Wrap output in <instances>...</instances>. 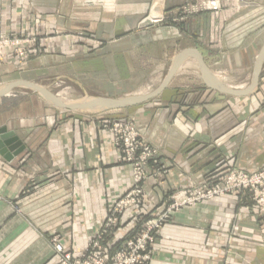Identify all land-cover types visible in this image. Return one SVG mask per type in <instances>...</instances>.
<instances>
[{
	"label": "crops",
	"instance_id": "obj_1",
	"mask_svg": "<svg viewBox=\"0 0 264 264\" xmlns=\"http://www.w3.org/2000/svg\"><path fill=\"white\" fill-rule=\"evenodd\" d=\"M207 1L209 13L177 21L188 0H0V35L37 38L27 67L11 56L0 62V86L45 79L40 86L61 98L54 88L64 84L81 98L142 96L192 52L156 98L130 109L67 112L30 90L0 99V128L26 147L11 162L0 156V264H57L52 237L78 255L101 230L133 178L106 119L133 120L158 152L167 173L145 184L150 212L188 187L264 166V68L258 90L238 98L208 88L197 56L212 77L246 89L264 45V0ZM247 201L234 193L180 209L157 237L152 264H264V212ZM132 218L110 250L135 232Z\"/></svg>",
	"mask_w": 264,
	"mask_h": 264
},
{
	"label": "built area",
	"instance_id": "obj_2",
	"mask_svg": "<svg viewBox=\"0 0 264 264\" xmlns=\"http://www.w3.org/2000/svg\"><path fill=\"white\" fill-rule=\"evenodd\" d=\"M36 43V37L9 38L0 35V60L11 55L24 59L31 53L29 50L35 49ZM103 129L111 133L113 144L121 155V163L130 167L133 183L111 204L101 230L91 236L86 248L78 255L68 252L59 237H52L51 246L57 256V264H152L156 236L169 219L168 216L147 222L142 232L125 241L111 257L101 242L110 232L112 234L123 226L128 214L141 217L143 208L146 209V181L151 176L162 177L167 172L161 165L158 152L146 143L133 120H104ZM234 193L248 196L264 212V166L254 173L230 172L217 185L199 190L186 188L183 196L172 204V209L195 207Z\"/></svg>",
	"mask_w": 264,
	"mask_h": 264
},
{
	"label": "water",
	"instance_id": "obj_3",
	"mask_svg": "<svg viewBox=\"0 0 264 264\" xmlns=\"http://www.w3.org/2000/svg\"><path fill=\"white\" fill-rule=\"evenodd\" d=\"M190 53L192 52L185 51L180 54L176 58L175 65L171 70L167 80L162 84V86H160V88L147 95L132 96L121 99L86 96L76 101L66 102L61 100L50 90L40 85L27 81H17L0 86V99L10 95L11 92L17 88H24L40 96L52 107L67 112L99 116L112 111L130 109L143 105L156 98L163 91L171 76L175 73L179 62ZM197 56L200 60L203 80L211 90L217 91L224 95L238 98L250 96L258 90L260 77L264 68V45L262 46L256 58L251 75V81L246 89H236L228 87L217 78L212 77L200 54H197ZM25 149L26 147L14 132H9L6 127L0 128V156L2 158H4L8 162H11L15 158L19 157L25 151Z\"/></svg>",
	"mask_w": 264,
	"mask_h": 264
},
{
	"label": "rangeland",
	"instance_id": "obj_4",
	"mask_svg": "<svg viewBox=\"0 0 264 264\" xmlns=\"http://www.w3.org/2000/svg\"><path fill=\"white\" fill-rule=\"evenodd\" d=\"M209 9H210V2L209 1H207V0H188V2H186L184 5H182L181 7H179L178 8V11L176 12L177 13V15H178V17H177V19H176V17H175V19L174 20H177V21H180V20H182V21H186V20H188L190 17H193V16H198V15H202V14H207V13H209L210 11H209ZM176 21V22H177ZM32 50V49H31ZM31 50H29V52H31ZM33 56V54H28V56L26 57V58H24V59H20L21 60V62H22V64H23V67H27V65H28V63H29V61H30V59H31V57ZM11 57H14V58H17V59H19L18 57H16V56H12L11 55ZM4 60H6V59H4ZM4 60H2V61H4ZM0 62H1V60H0ZM250 74L252 75V69H251V71H250ZM44 77H42V79H43ZM45 80V79H44ZM44 80H37L38 82H36L37 84H39V85H42V86H45V83H46V85H50L49 84V82L48 81H44ZM33 83H35V82H33ZM42 83H44V85L42 84ZM66 85L64 84V85H61V88L59 87V88H54V91L56 92V93H58V94H61L62 95V98L61 97H59L61 100H63V101H66V102H71V101H76L75 99H79V98H81L82 96H79V95H82V92L80 91V90H78L77 88H72V89H74L72 92H74V94L73 93H71V92H69V91H67V90H65L66 89ZM16 92H27V93H30V91L29 90H27V89H24V88H17L16 89ZM106 114V113H105ZM106 120H110V119H106ZM112 120H127V119H112ZM128 120H131V119H128ZM136 125V124H135ZM147 143V142H146ZM148 144V143H147ZM148 145H150V144H148ZM151 146V145H150ZM152 147V146H151ZM153 148V147H152ZM154 149V148H153ZM156 150V149H155ZM157 151V150H156ZM132 173V172H131ZM161 177H157V178H153L152 176H151V178H149L147 181H146V183L150 180V179H160ZM132 183H133V178H132ZM145 183V184H146ZM212 185V183H205V184H203V186L202 187H197V188H192V187H188V188H191V189H201V188H204V187H209V186H211ZM127 190V189H126ZM126 190H124L123 192H125ZM245 196V199L246 200H248L249 202H251L252 203V200L248 197V196H246V195H244ZM147 197V193H146V189H145V205H146V198ZM178 194H173V195H171V197H170V202H171V204L169 205V206H167L166 207V209H164V211H162V212H160V213H155V212H150L148 209H147V207H146V209L145 208H143L144 209V211H143V213H142V215H141V217H135V216H133V220L132 221H134V224H135V228H134V230L132 231V235H131V237L129 238V239H127L126 241H129V240H131L133 237H135L140 231L142 232L143 230H142V228H144V226L147 224V222H150V221H152V220H156V219H158L159 217L161 218L163 215H165V216H168L169 217V219L167 220V222L166 223H164L163 224V226L161 227L162 229L160 230V232L157 234V236H156V239H157V237L162 233V231L167 227V225L169 224V222H172V220H173V218H174V214H176L180 209H172V204L174 203V202H176L177 200H178ZM119 198V197H118ZM117 198V199H118ZM221 198V197H220ZM116 199V200H117ZM247 201V202H248ZM115 201H113L112 203H114ZM261 211V210H260ZM262 212V211H261ZM146 213V214H145ZM145 229V228H144ZM120 230V228L119 229H116V230H114L113 232H112V234H111V232L107 235V237L101 242V246L103 247V249H105V250H107L108 252H109V256L111 257L112 255H114L116 252H117V250L118 249H116L115 251H112V250H110V248H109V242H110V240L113 238V236H114V234L116 233V232H118ZM156 242V241H155ZM155 245V244H154ZM121 248V246L119 247V249ZM153 250H154V247H153ZM154 260V259H153Z\"/></svg>",
	"mask_w": 264,
	"mask_h": 264
}]
</instances>
